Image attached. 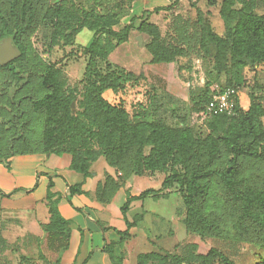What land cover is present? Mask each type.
<instances>
[{
    "label": "trees",
    "instance_id": "trees-1",
    "mask_svg": "<svg viewBox=\"0 0 264 264\" xmlns=\"http://www.w3.org/2000/svg\"><path fill=\"white\" fill-rule=\"evenodd\" d=\"M233 1L224 0L222 4L221 14L227 24H231L236 14L230 10ZM170 5L154 11L167 9ZM17 6L21 21L13 35L22 58L25 48L21 40L27 36L35 17L40 14L42 22L47 18L56 21V31L62 38L71 37L75 32L72 26L79 31H92L93 37L88 46L89 59L83 78L80 115L73 106L78 96L67 88L63 71L47 65L40 81L42 95L28 102L24 110L9 121L14 132L6 134L0 141V162L8 163L7 160L17 152L68 153L72 156L71 168L85 176L90 175L91 165L100 157L128 177L166 172L165 168L169 166L171 170L164 174L160 189L150 188L138 196L128 197L122 207L124 215L133 200L168 196V190L178 184L179 187L173 190L182 198L185 208L183 222L188 231L201 239L223 238L224 227L230 226L234 238L264 248V154L252 147L255 141L264 142V130L254 120V117L264 115L260 104L252 103L249 110L243 112L238 84L227 77L224 83H212L202 109L210 102L214 91L212 87L217 84L220 89H236V113L207 117L212 120L211 132L206 144L199 146L192 128L184 126L182 120L178 126L168 125L160 119L149 120L144 108L131 114L124 106L113 104L104 96L108 90L114 93L123 91L127 84L141 79L143 73L135 67L122 65L115 68L108 64L103 68L98 61L106 60L109 54L102 35H110L115 40L114 50L119 53L122 46L129 42L132 32H137L149 40L145 48L150 53L147 61L151 64L168 63L176 57L189 55V49L182 44L174 41L168 46L161 42L155 26L144 18V14L151 11L133 17L130 23L116 30L113 27H117L120 17L115 13H102L94 8L81 10L61 4L49 6L48 0H0L1 29L12 31L5 15L8 13L17 17ZM137 20L139 24H135ZM211 37L222 45L225 55H230L232 68H244L264 61V14L255 15L241 10L235 26L228 33L231 40L216 34H211ZM217 62L220 71L227 74L221 56H218ZM4 67L13 77H20L13 62ZM26 114L30 120L25 126L20 120ZM198 152L202 153L203 162L196 169L192 160ZM52 187L53 182L50 181L46 194L50 220L43 224L45 236L41 244V259L45 264H59L71 237L69 227L72 222L60 213V196L51 191ZM219 189L223 191V200L219 199ZM75 193H83L80 185L69 187L70 196ZM69 200L71 202V198ZM142 218L143 213L135 214L132 222L126 218L128 228L137 225ZM120 233L128 235V231ZM178 248L181 250L177 253H141L137 264H236L215 246L206 253L199 252L197 243H185ZM104 251L114 264H121L113 244H106ZM24 260L26 258H22V264H25Z\"/></svg>",
    "mask_w": 264,
    "mask_h": 264
},
{
    "label": "rangeland",
    "instance_id": "rangeland-1",
    "mask_svg": "<svg viewBox=\"0 0 264 264\" xmlns=\"http://www.w3.org/2000/svg\"><path fill=\"white\" fill-rule=\"evenodd\" d=\"M154 1L157 4L162 3V0ZM223 1L170 0L169 8L144 14V18L155 26L164 45L169 46L175 41L189 49V55L176 57L168 63H149L147 59L150 58V53L145 48L149 40L135 31L132 32L129 42L122 46L120 49L122 51L119 53L114 50L115 40L110 35H102V41L109 54L106 60L98 61L103 68H106L108 64L115 68L116 65H122L135 67L138 72L143 73L141 79L127 84L123 91L117 93L111 90L106 91L105 98L113 104L124 106L131 114L144 108L149 120L160 119L171 126L181 125L180 120H182L184 126L192 128L199 146L206 144L211 132L210 122L212 120L204 118L202 107L212 83H224L229 79L238 84L241 87L239 96L243 112H247L252 103H258L264 108V61L249 64L244 68H232L230 55H225L222 45L211 37V34H216L223 39L231 40L228 38V33L235 26L239 11L246 10L255 15H262L264 14V0H234L230 10H234L236 14L233 15L234 19L231 24H227L222 17ZM54 4L66 5L69 8L77 7L81 10L94 8L102 13H115L120 17L117 27H113L116 30L130 23L126 16L129 13L131 0H48L49 6ZM17 8V17L10 16L8 13L5 15L12 31L0 28V44L10 39L12 48L20 50L13 35L15 27L20 26L21 21L19 6ZM139 23V20L135 21V24ZM72 27V30L75 28V32L71 37L62 38L56 31V21L47 18V21L42 22L40 14L35 17L27 36L21 40L25 48L24 58L19 56L12 61L20 77H13L9 69L0 64V141L5 138L6 134L14 132L9 123L12 117L24 110L28 102L42 95L41 76L45 74L46 66L49 64L63 71L67 88L73 90L78 96L77 102L73 103L74 109L78 111L77 113L82 111L83 78L89 59L88 46L93 32L88 29L79 31L76 26ZM218 56H221L225 62L227 74L220 71ZM29 117L26 114L20 122L25 125L30 120ZM254 120L257 126L261 125L264 130V115L256 116ZM252 147L264 154V142L255 141ZM200 152L192 160L193 168L197 169L202 165L203 155ZM170 170L169 166L165 168L167 173ZM166 172L162 171L159 174L162 177ZM146 182V187L156 189L153 188L156 185L155 180ZM178 187L179 185L176 184L172 188ZM219 190V199L223 200V191ZM53 193L60 196V203L61 195ZM73 196L71 195L70 198ZM144 199H146L143 203L145 206L132 213L129 211L131 217L142 212L143 209L155 207L170 221L174 217L175 210L182 204V198L176 191L169 193L168 196H148ZM76 202L81 203L80 200ZM47 203L45 198L43 204L49 212ZM178 215L185 216L184 206L179 209ZM8 219L20 227L18 231L13 230L12 232L0 230V264H22V258H26L25 264H45L41 259V244L45 236L44 223L29 214L15 215ZM145 223H149V220ZM172 225L178 232L177 238L182 240L186 234L184 224L182 221L173 220ZM224 234L223 238L201 239L196 237L199 252L206 253L210 247L215 246L233 259L236 264H264L262 246L234 238V232L230 226L224 227ZM189 235L195 236L188 233L186 239H189ZM178 249L179 252L181 249ZM150 250H152L150 244L143 243L136 253ZM117 256L120 258L118 254Z\"/></svg>",
    "mask_w": 264,
    "mask_h": 264
},
{
    "label": "crops",
    "instance_id": "crops-1",
    "mask_svg": "<svg viewBox=\"0 0 264 264\" xmlns=\"http://www.w3.org/2000/svg\"><path fill=\"white\" fill-rule=\"evenodd\" d=\"M168 5L170 0H162L160 4L154 0H133L126 19L140 17L147 11ZM7 161L0 162V230L18 231L20 225L8 219L15 215L29 214L44 224L48 223L50 214L43 202L48 184L52 181L51 190L62 197L59 210L64 218L72 222L70 245L63 251L60 264H114L104 251L106 244H113L121 264H137L138 255L145 253H136L143 243L150 244L152 248L147 252L161 253H177L178 247L185 243L198 244L196 237L199 236L188 231L183 222L184 215H178L183 202L170 221L159 209L150 207L140 212L143 218L137 225L131 228L127 226L126 218L131 222L134 218L129 211L139 210L145 206L143 203L146 200H133L124 215L122 207L128 197L138 196L149 189L146 187L147 180H155L153 188L160 189L164 175L124 176L121 169L100 157L91 165L90 175L85 176L71 168L72 156L68 153L17 152ZM75 185H80L83 193H75L69 203V187ZM168 191L173 193L174 190ZM11 192H14L11 196L5 195ZM75 200L81 203L77 204ZM147 220L149 223L144 224ZM173 220L184 224L186 234L182 240L177 238ZM125 231H128V235L120 233ZM188 233L195 236L189 235V239H186Z\"/></svg>",
    "mask_w": 264,
    "mask_h": 264
},
{
    "label": "built area",
    "instance_id": "built-area-1",
    "mask_svg": "<svg viewBox=\"0 0 264 264\" xmlns=\"http://www.w3.org/2000/svg\"><path fill=\"white\" fill-rule=\"evenodd\" d=\"M210 102L205 106L202 115L207 118L216 114L234 115L236 113V89L227 87L220 89L216 84Z\"/></svg>",
    "mask_w": 264,
    "mask_h": 264
},
{
    "label": "water",
    "instance_id": "water-1",
    "mask_svg": "<svg viewBox=\"0 0 264 264\" xmlns=\"http://www.w3.org/2000/svg\"><path fill=\"white\" fill-rule=\"evenodd\" d=\"M20 50L12 48L11 40L7 39L0 44V64H5L20 56Z\"/></svg>",
    "mask_w": 264,
    "mask_h": 264
},
{
    "label": "flooded vegetation",
    "instance_id": "flooded-vegetation-1",
    "mask_svg": "<svg viewBox=\"0 0 264 264\" xmlns=\"http://www.w3.org/2000/svg\"><path fill=\"white\" fill-rule=\"evenodd\" d=\"M18 57H19V56H18ZM16 58H17V57H16ZM13 60H14V59H13ZM13 60H11L10 62H8V63H5V64H3V65H6V64L12 63V61H13Z\"/></svg>",
    "mask_w": 264,
    "mask_h": 264
}]
</instances>
